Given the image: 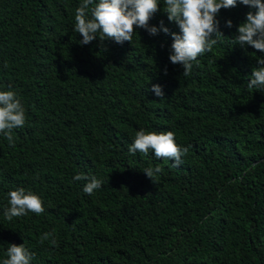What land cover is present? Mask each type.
Segmentation results:
<instances>
[{
  "label": "trees",
  "instance_id": "1",
  "mask_svg": "<svg viewBox=\"0 0 264 264\" xmlns=\"http://www.w3.org/2000/svg\"><path fill=\"white\" fill-rule=\"evenodd\" d=\"M81 2L0 0V91L14 90L26 116L14 147L0 134V264L8 244H24L31 264H264V90L247 87L264 53L231 40L254 10L221 9L225 38L184 76L169 60L179 29L164 0L150 25L169 34L135 29L122 45L79 43ZM141 129L174 132L183 164L130 154ZM157 165L151 181L143 171ZM80 173L102 187L85 194ZM17 188L45 212L8 221Z\"/></svg>",
  "mask_w": 264,
  "mask_h": 264
},
{
  "label": "clouds",
  "instance_id": "2",
  "mask_svg": "<svg viewBox=\"0 0 264 264\" xmlns=\"http://www.w3.org/2000/svg\"><path fill=\"white\" fill-rule=\"evenodd\" d=\"M238 4L254 11L248 12L245 21L237 27V35L231 38L233 44L241 48L250 46L264 53V0H164L163 13L179 29V34L171 33L173 43L169 60L183 68L182 75H190L198 57L211 52L213 46L225 38L216 17L221 9H231ZM160 11L159 0H82L75 11L74 31L82 37L79 41L81 45H88L97 38L121 45L125 42L131 44L135 29H144L150 36H156L161 31L169 34L163 21L159 27L150 25V20ZM232 26L231 20L226 21V27ZM256 62L258 66L252 69L247 87L264 90V58L258 57ZM149 91L160 99L164 98L160 85H153ZM25 123V110L17 93L14 90L0 91V134L7 138L11 147L15 146L13 130L24 127ZM128 150L132 155L154 152L157 159H170L177 168L183 164L182 157L188 152L187 147L175 142L174 132H146L143 129L135 133ZM162 171L157 165L145 169L143 173L153 181L156 174ZM73 180L85 182L83 192L87 195H93L103 184L96 176L83 173L75 175ZM7 195L9 206L3 215L8 221L26 216L29 212L38 216L45 212L43 201L24 188H17ZM50 237L51 233H44L41 243ZM50 243L58 246L55 238H51ZM6 257L3 264H31L33 254L24 244H8Z\"/></svg>",
  "mask_w": 264,
  "mask_h": 264
}]
</instances>
